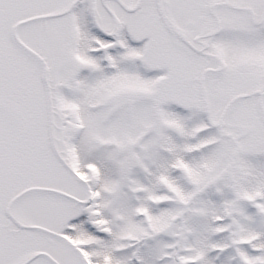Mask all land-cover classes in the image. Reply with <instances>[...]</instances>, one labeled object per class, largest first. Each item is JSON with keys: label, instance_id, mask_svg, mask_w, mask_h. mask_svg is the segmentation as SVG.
<instances>
[{"label": "snow or ice", "instance_id": "1", "mask_svg": "<svg viewBox=\"0 0 264 264\" xmlns=\"http://www.w3.org/2000/svg\"><path fill=\"white\" fill-rule=\"evenodd\" d=\"M0 264H264V0H0Z\"/></svg>", "mask_w": 264, "mask_h": 264}]
</instances>
